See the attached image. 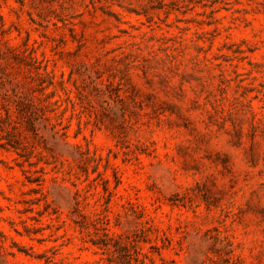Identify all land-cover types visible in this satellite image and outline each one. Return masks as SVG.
Segmentation results:
<instances>
[{"label":"rangeland","instance_id":"rangeland-1","mask_svg":"<svg viewBox=\"0 0 264 264\" xmlns=\"http://www.w3.org/2000/svg\"><path fill=\"white\" fill-rule=\"evenodd\" d=\"M0 264H264V0H0Z\"/></svg>","mask_w":264,"mask_h":264}]
</instances>
